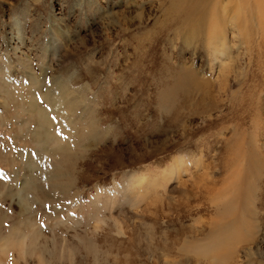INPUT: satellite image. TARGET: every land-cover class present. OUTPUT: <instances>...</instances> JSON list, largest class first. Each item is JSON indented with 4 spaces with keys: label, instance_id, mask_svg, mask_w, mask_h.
I'll return each instance as SVG.
<instances>
[{
    "label": "rangeland",
    "instance_id": "1",
    "mask_svg": "<svg viewBox=\"0 0 264 264\" xmlns=\"http://www.w3.org/2000/svg\"><path fill=\"white\" fill-rule=\"evenodd\" d=\"M163 1L0 0V264H264V15Z\"/></svg>",
    "mask_w": 264,
    "mask_h": 264
},
{
    "label": "bare ground",
    "instance_id": "2",
    "mask_svg": "<svg viewBox=\"0 0 264 264\" xmlns=\"http://www.w3.org/2000/svg\"><path fill=\"white\" fill-rule=\"evenodd\" d=\"M231 2L233 3V11L237 10L238 14L241 12L245 13L246 18L244 20L246 26H255V24H260L261 20L259 17L264 15V0H230V3ZM165 3L167 4V8L164 9L163 12L166 16L167 23H177L176 30H178L179 33L182 32L184 44L186 45H191L194 43L196 46H201L206 44V41L208 42L209 40L208 36L212 34L214 35V31L217 37L216 29L218 28V24L224 26L226 24V19H228L225 18L220 12L221 8L224 5H227L225 0H164L162 5ZM226 8L227 7H224V9ZM234 19L235 18H232L231 20L234 21L233 25L236 35V31L239 30V28H242L241 26L243 25V22L240 21V19ZM219 37L225 39L226 41L225 34L222 33ZM211 40H215V37L214 39L212 37ZM223 51L224 53L230 52V50H226L225 48Z\"/></svg>",
    "mask_w": 264,
    "mask_h": 264
}]
</instances>
